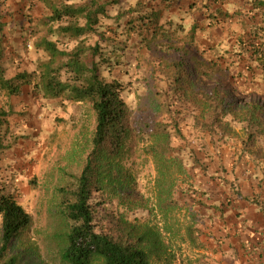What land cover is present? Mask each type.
<instances>
[{"label": "trees", "instance_id": "16d2710c", "mask_svg": "<svg viewBox=\"0 0 264 264\" xmlns=\"http://www.w3.org/2000/svg\"><path fill=\"white\" fill-rule=\"evenodd\" d=\"M10 1L0 0V97L22 98L28 88L44 101H59L63 106L89 105L96 118L86 163L77 173H68V180L56 188L55 209L64 225L62 262L154 264L152 249L158 240L154 243L148 233L124 239L100 228L101 209L109 201L105 195L111 192L101 184L102 174L107 170L112 173L117 163L119 166L143 145V149L155 154L164 179L171 176V170L188 178L183 158L171 156L183 149L169 144L171 134L181 139L183 135L176 121L169 124L153 120L146 104H141L139 111L133 110L123 96L127 85L108 79L104 72L113 74L122 68L133 48L140 54L146 51L157 57H178L173 64L176 72L171 84L156 92L162 100L166 97L162 102L165 110L160 111L172 116L174 98L201 109H206L210 100L217 115L215 121L210 124L197 118L196 122L200 133L214 134V128L222 121L219 115H231L235 105L234 99H219L215 95L216 87L227 74L233 73L234 65L243 58L248 63L240 69L244 79L249 78L247 72L264 73V0H131L125 4L123 0H22L29 5L19 13L8 7ZM40 5L44 14L35 22L32 13ZM227 28L239 29L236 46L223 52L212 46V59L206 58V47L198 43L199 39L214 45L212 31ZM18 29L23 39L27 37L25 45L31 39L42 57L35 70H19L9 77L7 61ZM158 79L152 77L147 86L159 89ZM196 79L215 84V94L207 95L206 89L195 83ZM252 109L254 119H259L264 109L258 105ZM12 110V105L0 108V157L19 143V138L7 136ZM222 128L230 133L229 126ZM255 136L249 134L245 148L254 147ZM191 159L207 173L195 154ZM114 182L119 184V177ZM231 192L238 200L257 206L264 215L260 201L243 196L232 185ZM0 217V264H21L14 248L31 228L33 217L6 183L0 184ZM109 217L118 221L112 213Z\"/></svg>", "mask_w": 264, "mask_h": 264}, {"label": "rangeland", "instance_id": "374dc122", "mask_svg": "<svg viewBox=\"0 0 264 264\" xmlns=\"http://www.w3.org/2000/svg\"><path fill=\"white\" fill-rule=\"evenodd\" d=\"M27 5L22 0L8 3L17 13ZM32 14L35 22L40 20L42 6ZM17 31L7 61L9 77L19 70H35L42 57L34 42L30 39L25 45L27 37L23 39L21 30ZM238 31H212L214 45L199 39L207 50L204 56L212 59V46L217 52L232 49ZM156 55L146 51L140 54L133 48L122 68L113 74L104 72V76L127 85L123 96L133 110L139 111L141 104H146L153 120L177 122L183 138L173 133L169 144L183 150L171 156L183 158L189 177L171 170V176L164 179L155 154L142 145L119 166L117 163L112 173L107 170L102 174L101 184L111 192L105 195L109 201L101 209L100 228L124 239L148 233L154 243L158 240L152 249L154 264H264V215L257 206L238 200L231 192L232 185L243 196L264 205V110L255 120L252 109L253 105L264 109V73L247 72L249 78L244 79L240 69L248 63L243 58L217 87L196 79L207 95H214L216 87L219 99L235 100L231 115H219L222 121L214 134L200 133L196 119L212 124L217 116L214 105L211 107L209 100V106L201 109L174 98L172 116L162 113L166 97L162 100L156 92L171 84L176 72L173 64L179 59ZM155 76L160 85L153 90L147 84ZM10 105L13 112L7 136L19 138V143L0 157V184L6 183L16 192L19 203L33 217L31 228L13 253L21 257V264H64L60 253L64 225L55 209L56 188L68 180V173H77L86 163L95 115L89 105L63 106L59 101H44L28 88L22 98L0 97V108L8 109ZM220 126H229L230 133ZM251 133L256 136L250 151L245 142ZM260 152L262 155H258ZM192 154L207 173L194 165ZM115 177H119V184L114 182ZM2 226L0 217V243Z\"/></svg>", "mask_w": 264, "mask_h": 264}]
</instances>
